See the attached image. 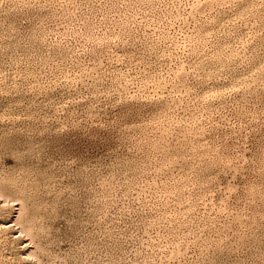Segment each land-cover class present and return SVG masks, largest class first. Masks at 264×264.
I'll return each instance as SVG.
<instances>
[{"label": "rangeland", "instance_id": "1", "mask_svg": "<svg viewBox=\"0 0 264 264\" xmlns=\"http://www.w3.org/2000/svg\"><path fill=\"white\" fill-rule=\"evenodd\" d=\"M0 264H264V0H0Z\"/></svg>", "mask_w": 264, "mask_h": 264}]
</instances>
